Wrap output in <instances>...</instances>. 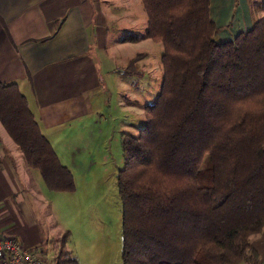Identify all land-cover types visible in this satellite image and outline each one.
Returning a JSON list of instances; mask_svg holds the SVG:
<instances>
[{
	"label": "trees",
	"instance_id": "16d2710c",
	"mask_svg": "<svg viewBox=\"0 0 264 264\" xmlns=\"http://www.w3.org/2000/svg\"><path fill=\"white\" fill-rule=\"evenodd\" d=\"M140 1L144 31L121 40L160 43L162 77L138 134L120 140L121 264H260L250 237L264 228V2H252L262 14L249 29L219 40L209 0ZM0 124L48 191H74L13 82H0ZM53 264L77 263L58 251Z\"/></svg>",
	"mask_w": 264,
	"mask_h": 264
},
{
	"label": "crops",
	"instance_id": "0c3cea01",
	"mask_svg": "<svg viewBox=\"0 0 264 264\" xmlns=\"http://www.w3.org/2000/svg\"><path fill=\"white\" fill-rule=\"evenodd\" d=\"M135 4L139 6L137 11ZM141 11L140 0H0V82L16 84L41 133L67 168L63 155L73 153L78 141L95 144L90 139V125H105L110 118L107 106L106 118H102L103 87H125L120 86L117 72L119 54L124 56L125 48L135 52L140 44L137 40L122 41L125 34H120L135 27L136 15L141 18L136 26L145 28L146 16L143 23ZM261 14L251 0H209V16L215 25L225 27L216 35L219 40L249 29ZM145 41L150 42H139L150 46L151 42ZM125 100L124 94H117V109L121 102L122 111L136 112L132 102ZM18 165L19 172L15 169ZM27 168L21 152L0 124V231L10 232L34 249L41 247L42 237L33 222H23L17 208L26 197L24 189L31 191L29 184L35 183ZM26 174L27 179L21 182ZM250 244L260 264H264V228L250 237ZM46 253H37L42 255V264H53L57 251L49 259Z\"/></svg>",
	"mask_w": 264,
	"mask_h": 264
},
{
	"label": "rangeland",
	"instance_id": "374dc122",
	"mask_svg": "<svg viewBox=\"0 0 264 264\" xmlns=\"http://www.w3.org/2000/svg\"><path fill=\"white\" fill-rule=\"evenodd\" d=\"M252 2L261 3L264 0H251V4L256 6ZM137 7L139 6L135 4L136 11ZM105 10L109 14L110 9L106 5ZM141 16L144 23L143 11ZM135 20L138 21L136 25H139L141 18L136 15ZM136 25L134 28L125 29L120 35L129 34L139 37L144 27L139 29ZM140 39L138 38L136 42L140 44V48L136 47L134 50L139 51L140 53L137 54L141 56L133 66L139 72L135 70L131 73L133 69L130 68L127 70V72L130 71L128 74L123 73V68L134 56L131 57V55L135 53L132 48H125L123 50L126 54L123 56L120 52L117 61L120 64L117 71L122 83L120 86L125 87L118 89L115 85L111 88L103 87L102 118H106L108 110L110 118L108 117L105 125H90L92 128L90 139L95 140L96 143L84 145L82 141H78L73 153L63 155L73 177L74 191H48L38 172L27 168L35 177V183L29 184L31 191L24 189L27 198L21 193L24 202L17 205L18 213L21 212L23 222H33L32 224L39 230L42 248L37 247L33 251L41 254L47 252L45 256L47 259L52 257L54 251H66L77 264H121V208L116 183L117 171L123 164L120 140L123 135L135 137L138 134L144 124L142 109L154 101L159 92L162 77L161 44L144 38L152 43L145 41L150 43L148 46L144 42L141 44L139 41L144 39ZM125 57L131 58L124 62ZM112 74L116 76V73ZM127 89L130 90L129 94ZM117 94L120 97L124 94L125 102L131 101L136 112L128 109L122 111L121 102L118 110ZM114 135L115 138H113ZM19 167L20 165L15 168L18 172ZM24 179H27V174L24 178H20L21 182ZM13 220L14 218L11 217V221ZM7 233L12 235L6 231ZM59 241H62L61 248ZM40 257L42 261V255ZM236 262L233 261L231 264H241Z\"/></svg>",
	"mask_w": 264,
	"mask_h": 264
},
{
	"label": "built area",
	"instance_id": "2783aa9c",
	"mask_svg": "<svg viewBox=\"0 0 264 264\" xmlns=\"http://www.w3.org/2000/svg\"><path fill=\"white\" fill-rule=\"evenodd\" d=\"M0 264H42V261L33 249L0 231Z\"/></svg>",
	"mask_w": 264,
	"mask_h": 264
}]
</instances>
